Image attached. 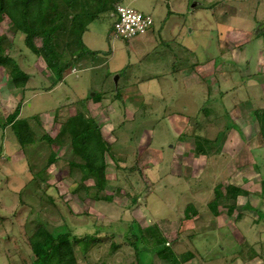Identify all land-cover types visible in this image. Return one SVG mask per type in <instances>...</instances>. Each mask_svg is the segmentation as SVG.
<instances>
[{
	"label": "rangeland",
	"instance_id": "obj_1",
	"mask_svg": "<svg viewBox=\"0 0 264 264\" xmlns=\"http://www.w3.org/2000/svg\"><path fill=\"white\" fill-rule=\"evenodd\" d=\"M163 1L158 0V12H150L157 41L138 44L145 35L130 40L112 37L111 13L117 0H78L75 11H80L87 22L98 9L110 5L113 9L98 14L89 25L90 32L81 38V48L92 49L88 64H78L77 75L70 74L62 81L57 80V68L45 56L42 38H34L33 52L25 43V35L14 27V12L6 9L0 18L2 54L29 76L23 88H14L8 83V70L0 66V264H31V243L39 226L54 234L69 232L97 238L86 248L82 243L73 245L76 264H136L134 248L140 264H154L151 246L139 238L141 228L160 221H177L187 204L198 202L195 206L201 210L205 204L199 202L211 199L215 177L226 158L219 161L211 156L200 180L189 177L186 169L193 158L199 160L202 142L195 141L192 129L179 135L181 132H175L168 119L177 114L189 118L193 127H199L198 132L205 127L208 114L204 111L211 108V100L203 99L198 107L200 97L183 88L181 77L210 53L212 60L221 61L225 36L218 33L224 31V26L218 20L214 0H169L175 12L171 14ZM156 2L120 0L143 13H148ZM227 5L231 14L242 17L235 19L237 25L230 36L234 54L239 52L233 58L230 53L222 56L227 68L217 79L228 78L234 86L230 92L236 91L232 94L246 99L251 92L249 80L264 83V34L255 35L261 32L256 31L257 25L264 21V0H232ZM241 26L245 29L242 33ZM159 29H163L160 35ZM172 75L178 78L176 84L171 83ZM115 76H119L117 86ZM252 89L249 101L254 108L264 107L260 86ZM131 102L137 110L132 114L126 108ZM18 105V118L29 125L30 138L26 137L23 147L6 124ZM78 113L94 121L107 145L106 184L102 190H98L97 180L83 169V159L72 148L67 121ZM215 118L218 126L207 133L210 139L229 127L221 109ZM141 137L151 140L149 148L144 147L147 140L138 146ZM183 137L188 139L184 142ZM222 145L214 140L209 145L210 153L222 152ZM235 210L233 214H237ZM165 230L169 248L185 252L184 246H178L176 227ZM237 233L216 234L219 240L203 249L200 263L237 264L236 260L241 259V237ZM134 235L139 240L131 245Z\"/></svg>",
	"mask_w": 264,
	"mask_h": 264
},
{
	"label": "crops",
	"instance_id": "obj_2",
	"mask_svg": "<svg viewBox=\"0 0 264 264\" xmlns=\"http://www.w3.org/2000/svg\"><path fill=\"white\" fill-rule=\"evenodd\" d=\"M229 1L232 0H214L216 8L219 12L218 20L221 25L224 26V31L220 34L218 33V36H225V42L222 41L223 48L221 50L223 52L221 53L223 57L230 53V56L233 58L234 56H238L239 51L234 54L235 50L232 43L233 38H230V36L233 35L232 32L235 27L234 25H237L235 24V21L237 22V20L242 17L238 14L235 15V12L234 14L230 13V8H227V6H229L227 5ZM163 2L166 3V8L170 9L168 10V14L175 13L172 9L171 1L164 0ZM157 3L158 0L152 7L148 8L149 14L150 12L156 13L160 10L159 4ZM116 4L122 3H120V0H117ZM195 6L196 5H193L192 7L194 8ZM113 13H111V17H113ZM91 24L92 22L87 25V29L84 34H88L90 32ZM260 24H258L259 26L257 25L256 31L261 30V32L259 33L257 31L255 35L260 34V36H262V34H264V21ZM238 25H241V23H238ZM238 29H240V27L237 28V31ZM244 30V27L241 26V30L239 32L242 33ZM162 32L163 29H159V35ZM142 35H145V37L141 38L138 44H142L146 41L152 42V40H154V42L157 41L154 35V26ZM236 47L239 49L240 45L238 44ZM86 50L91 53L89 55L87 54L82 56L74 64L72 69L66 72L64 78L70 74L77 75L78 64H83L84 66L88 64L89 61L86 63V60L91 57L93 53L92 49L88 46H86ZM186 50L191 53L193 52L189 48H186ZM207 51H209V49H207ZM208 56L209 57H206V59L202 62L193 64L192 68H190V73L187 75L183 72L184 75L181 77L183 88L187 89L194 95L197 94L196 97H200V100L197 103L198 107L203 99H206L207 102L211 100V108L204 111L205 114H208L205 121V127L200 128L198 132L199 127H193L189 118L177 114L171 115L168 121L174 128L175 132H181L179 135H182V133L192 129L195 135V141H200V143L202 142L199 160L197 158H193L191 167L186 169V171L188 170L187 175L192 179H201L211 156H215L219 161L223 158L226 159L224 160L223 166L220 168L218 175L215 177L214 186L211 189V199L199 202L205 204L201 207V210L195 206L198 202H195V204L190 203L184 207V214L182 213V217H178L179 219H177V221H160L157 222L156 225L153 224L152 226L158 229L159 234L165 240V237H168L165 229L171 226L176 227V234L180 235L178 246H184L186 249L185 252H179L181 254L175 252L174 250L173 251L178 256V259L186 257V260L182 262V264H201L199 261V255L203 253V249L210 246L211 242L216 243V241L219 240L216 234L224 231L228 232L231 236H234L235 232L238 231L239 233L237 234L241 237V240L238 241L241 246V250L239 252L241 259L236 260V262L238 261L237 264H264V198L261 195V184L264 181V139L261 134L262 122L257 118V113L264 111V107L254 108L253 104L249 101V99H251L250 96L253 94L252 87L259 85L260 90L264 92V83L258 84L255 81L250 82L249 80V86L251 87V92L249 93L250 96L246 99H241L240 96L232 94L236 91L230 92L231 89H234V86L230 84L228 78H224L222 80L217 79V75L224 73L227 68L223 62L224 58L221 56V61L217 63L210 58V56H212L211 53L208 54ZM259 63H261V60ZM127 67L128 66H125L122 69L123 73H126L125 70ZM178 73L180 74L181 72L179 71ZM118 81L119 76H115L114 82L116 86L118 85ZM177 81L178 78H176L175 75H172L171 83L176 84ZM235 82L239 83V81L237 82V79ZM235 88L238 91L239 87ZM116 98H118L117 95ZM96 100H98V98H96ZM133 106L132 102L130 104L126 103V108L131 114L137 111L135 109L136 107ZM219 109L223 111L224 116L228 117L226 123L229 127H224L222 129L223 131H219L216 138L210 139L208 138L207 133L212 131L214 129L213 127L218 126L216 125L217 119L215 118V114ZM201 110L202 106L201 109L199 108V111L197 110L198 116ZM220 122H222V120H220ZM186 139L188 138L183 137L184 142ZM144 140H147L144 147L149 148L152 144L151 140L143 137H141V141H139L138 146L141 147ZM183 140L181 139V141ZM214 140H216V142H220L221 145L223 144L222 148L224 150L222 152L219 151L218 153H210L211 148L209 145H212ZM181 144L184 147V143ZM172 148L175 150L177 149V146H173ZM23 158L24 157L22 156L21 159ZM184 175L187 176L186 174ZM217 180L218 182L215 183ZM228 186H233L243 191V194L237 197V214H233L232 212L229 213V203L228 205L220 203L214 213L210 203L213 201L215 193L218 192L226 194ZM197 189L200 188L197 187ZM240 203L241 206L239 207ZM187 207H190L189 212L192 215L191 218L186 217L187 215L185 213V209ZM234 210L235 209H233V211ZM205 211H208L210 214H205ZM144 227L147 228L151 226L146 225ZM144 227L141 229H145ZM166 245L170 246L167 240ZM189 247H191V249ZM154 257V264H156V261L167 263L166 261L161 260L156 254H154Z\"/></svg>",
	"mask_w": 264,
	"mask_h": 264
},
{
	"label": "trees",
	"instance_id": "obj_3",
	"mask_svg": "<svg viewBox=\"0 0 264 264\" xmlns=\"http://www.w3.org/2000/svg\"><path fill=\"white\" fill-rule=\"evenodd\" d=\"M77 1L0 0V18L6 9L14 12L16 16L14 27L25 35V43L31 51H36L33 46L34 38H42L43 51L45 56L49 58L48 60L57 68L55 74L58 77V81L63 80L66 72L71 70L82 56L91 53L81 48L83 47L81 38L87 29V25L98 18V14L102 11H107V8L113 9L112 5L101 11L98 9L97 14L90 16L91 20L87 22L81 17L80 11H75ZM3 40L0 35V66L8 70V83L13 85L14 88H23L29 80V76L20 70L13 59L2 54ZM65 53L67 54L66 57L64 56ZM96 96L95 94L94 99H96ZM20 108V105H18L15 111L8 115L6 124L11 126L19 145L23 147L26 137L29 139L30 135L28 133L29 125L26 120L18 118ZM257 118L262 122L261 134L264 139V111L258 112ZM67 122V128L72 136L73 150L78 151L84 161L83 169L95 177L98 190H102L106 184V164L104 160L106 154L105 146L107 145L100 137L99 127L96 126L93 120L84 118L82 113L69 118ZM242 194L243 191L241 189L228 186L226 194L215 193L210 206L215 213V209L220 203L226 205L229 203L228 210L230 213L235 207L237 197ZM261 195L264 198V181L261 184ZM189 211L190 207H187L185 209L186 217L191 218L192 215ZM139 233V238L151 245L153 254L166 261L167 264H182L186 260V257L178 259L175 252L166 245V240L159 234L157 228L153 226L147 227L141 229ZM132 238L133 242L131 245H134V241H138L139 238L135 235ZM148 238L153 242L150 243ZM94 241H97L95 236L78 237L69 232L54 234L47 231L45 227L39 226L33 234V242L31 243L34 257L31 260V264H76L77 260L73 245L82 243L85 246L84 248H86L90 242ZM134 249L136 264H140L138 252L136 248Z\"/></svg>",
	"mask_w": 264,
	"mask_h": 264
},
{
	"label": "built area",
	"instance_id": "obj_4",
	"mask_svg": "<svg viewBox=\"0 0 264 264\" xmlns=\"http://www.w3.org/2000/svg\"><path fill=\"white\" fill-rule=\"evenodd\" d=\"M113 18L111 34L116 40L133 39L149 31L154 24L150 14L136 11L123 4H116Z\"/></svg>",
	"mask_w": 264,
	"mask_h": 264
}]
</instances>
